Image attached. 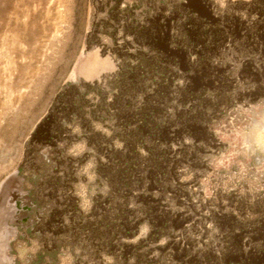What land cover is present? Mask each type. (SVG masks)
<instances>
[{
    "label": "rangeland",
    "instance_id": "374dc122",
    "mask_svg": "<svg viewBox=\"0 0 264 264\" xmlns=\"http://www.w3.org/2000/svg\"><path fill=\"white\" fill-rule=\"evenodd\" d=\"M251 2L0 0V184L17 172L23 191L15 215L23 222L13 225L10 243L14 264L38 254L43 264H221L224 255L228 264H249L264 250V13ZM176 4L209 19L235 18L238 26L205 71L225 83L215 95L213 81L190 77L207 103L208 145L199 152L187 135L170 138L166 186L144 183L124 197L108 166V150L119 143L98 92L111 89L116 45L132 39L122 27L158 25ZM185 79L172 85L179 89ZM176 94L169 118L189 108ZM28 191L41 201V218L34 216V238L15 241V225L30 224L19 218L30 209ZM146 204L166 221L146 216ZM57 229L62 244L50 262L45 254Z\"/></svg>",
    "mask_w": 264,
    "mask_h": 264
},
{
    "label": "trees",
    "instance_id": "16d2710c",
    "mask_svg": "<svg viewBox=\"0 0 264 264\" xmlns=\"http://www.w3.org/2000/svg\"><path fill=\"white\" fill-rule=\"evenodd\" d=\"M251 5L264 13V0H252ZM114 11L127 12L118 7ZM169 15L172 17L161 18L158 25L132 22L122 27L124 32L132 34V39L116 45L117 69L107 77L111 89L108 93L98 92L100 109L111 118L112 135L119 143V147L108 150V166L117 194L124 197L144 183L146 189L150 185L159 189L166 186L174 166L168 158L170 138L187 135L194 143L199 142L194 148L199 152L208 145L209 121L204 111L207 103L200 93L202 90L195 89L190 77L204 80L205 84L213 81L218 87L215 95H220L225 83L216 72L208 75L207 68L223 40L238 26L235 18L209 19L180 4L174 5ZM174 17L177 25H173ZM255 29L250 31L251 36L258 35ZM179 76L186 79L177 89L172 84ZM172 92L177 93L180 104L189 108L169 118L165 111L170 106ZM195 101L196 107L192 110L190 104ZM104 147L101 138L99 148ZM186 152L185 148L184 155ZM142 211L151 219L166 221L164 213L152 205L146 204ZM261 249L260 255H263Z\"/></svg>",
    "mask_w": 264,
    "mask_h": 264
},
{
    "label": "water",
    "instance_id": "95a60500",
    "mask_svg": "<svg viewBox=\"0 0 264 264\" xmlns=\"http://www.w3.org/2000/svg\"><path fill=\"white\" fill-rule=\"evenodd\" d=\"M21 185L22 179L17 172L5 177L0 184V264H14L10 243L14 237L13 225L23 222L15 218L22 209L17 200L23 194Z\"/></svg>",
    "mask_w": 264,
    "mask_h": 264
},
{
    "label": "flooded vegetation",
    "instance_id": "af4514ba",
    "mask_svg": "<svg viewBox=\"0 0 264 264\" xmlns=\"http://www.w3.org/2000/svg\"><path fill=\"white\" fill-rule=\"evenodd\" d=\"M24 197H27L28 199L27 207H29L30 209L24 211L23 213H25V215L24 216L20 215L19 218L27 217L29 219L30 224L29 226L15 225V232H16L15 241L26 239L28 236L34 238V227L36 228L39 225L37 224V221L34 220V216L38 214L39 218H41V216L39 215L41 201L36 197V195L32 191H28L25 195H23V198ZM61 234H62V230L57 229L53 231L52 235L49 237L51 239V243L53 244V249L49 250L45 255L50 259V262L56 259V252L61 248L62 238L61 239L59 238ZM241 259H245V257L241 256ZM247 263L264 264V254L260 255V253H258L257 257H255L253 261ZM27 264H43V258L41 257V254H38L34 259H32ZM221 264H228L226 255H224V257L221 258Z\"/></svg>",
    "mask_w": 264,
    "mask_h": 264
}]
</instances>
